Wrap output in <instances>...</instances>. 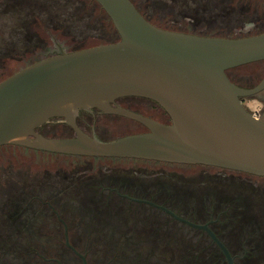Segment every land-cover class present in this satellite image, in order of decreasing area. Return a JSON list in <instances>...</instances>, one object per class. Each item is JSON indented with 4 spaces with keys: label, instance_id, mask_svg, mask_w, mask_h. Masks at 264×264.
Wrapping results in <instances>:
<instances>
[{
    "label": "water",
    "instance_id": "obj_1",
    "mask_svg": "<svg viewBox=\"0 0 264 264\" xmlns=\"http://www.w3.org/2000/svg\"><path fill=\"white\" fill-rule=\"evenodd\" d=\"M118 40L61 53L0 82V147L96 159L200 165L264 178V122L242 104L264 90L233 84L226 72L264 61V33L199 36L153 26L130 0H93ZM136 97L158 104L169 124L109 105ZM97 109L132 120L146 132L101 141L76 125L77 114ZM52 119L73 131L47 138L35 130ZM226 257L227 250L211 235ZM66 247L85 263L68 243Z\"/></svg>",
    "mask_w": 264,
    "mask_h": 264
},
{
    "label": "rangeland",
    "instance_id": "obj_2",
    "mask_svg": "<svg viewBox=\"0 0 264 264\" xmlns=\"http://www.w3.org/2000/svg\"><path fill=\"white\" fill-rule=\"evenodd\" d=\"M131 1L148 21L167 31L214 37H248L264 32V0ZM117 40L114 28L94 1L0 0V82L42 59ZM263 68L264 62L247 64L229 70L228 77L241 88L249 89L260 81ZM258 98H264V92L242 99L244 108L255 118L259 117L263 107ZM93 123L98 127L97 137L102 141L142 132L140 127L125 120L93 117ZM40 135L47 138L73 136L61 127L44 128ZM119 176L148 185L156 180L166 182L171 179L192 183L193 186L202 183L205 189L226 194L231 198L226 197L228 208L222 210L221 205L217 210L212 205L211 211L225 212V220H229L227 225L237 236L239 234L230 215L232 202L235 201L233 198L235 194H240L245 199L244 203L254 200L255 205L253 202L251 206L242 203L245 207L239 209L250 216V223L264 234L259 208L264 203L262 179L200 167L173 168L141 162L71 158L6 145L0 148V202L4 199L7 204L0 206V229L8 227L11 233L7 234L13 240L16 239V231H19L29 241L40 239L53 247L38 248L43 256L40 260L36 259L38 253L33 254L29 248L16 247L15 254L9 253L8 249H0V264H55L52 260L46 261L48 259L59 260L61 264H79L73 254L53 242L61 233L59 224L39 200L50 204L59 214L68 228L72 244L86 255L88 264H120L121 261L142 264L144 258L150 264L160 255L166 259L163 262L157 260L158 264H206L196 255L200 249H187L184 257L178 254L170 257V248H131L125 249L127 260L118 257L110 260L114 253L124 256L119 254L124 249L111 251L102 248L103 245L93 248L83 246L84 241L92 239L90 234L93 232L95 235L103 234L115 230L116 225L146 227L154 224L148 216L136 223V217L125 216L118 200L101 198L98 194L102 190L92 189L103 179ZM158 224L161 223L156 221L155 225ZM156 229L162 231L163 228ZM182 250L173 249L175 253ZM148 252H151L150 255H147ZM194 253L199 260H194Z\"/></svg>",
    "mask_w": 264,
    "mask_h": 264
},
{
    "label": "flooded vegetation",
    "instance_id": "obj_3",
    "mask_svg": "<svg viewBox=\"0 0 264 264\" xmlns=\"http://www.w3.org/2000/svg\"><path fill=\"white\" fill-rule=\"evenodd\" d=\"M136 9L138 11V8ZM144 19L147 20L145 17ZM148 22L152 24L150 21ZM153 26L157 27L156 25ZM263 62L264 61H260L257 63ZM262 71H264V68L262 69ZM226 75L228 77V71L226 72ZM263 77L264 74L262 78ZM262 78L260 79V81L262 80ZM228 79L236 86H239L234 83L229 77ZM263 92L264 90L260 93ZM109 106L113 109H123L135 113L161 124L170 123V119L165 111L158 104L147 99L136 97L118 98L115 99ZM93 117L118 119L123 121L125 120L132 124L136 123L121 116L104 114L97 109L79 112L77 114L75 122L79 130L84 134L95 137L101 141L102 139L97 137V135L99 134V130L95 123H93ZM256 119L264 122V105L259 113V117ZM58 121L59 119L51 120L50 123L47 124L66 126L62 123H59ZM66 127L73 134V131L68 126ZM139 127L142 129V132L140 133L146 132V129L143 126L139 125ZM111 161H127L131 163L141 162L147 165L173 168L200 167L234 172L249 178H258L264 180L263 177H257L245 173L200 165H180L129 159H115ZM96 184V187L93 186L92 189L94 191H96V189L102 190L98 194L101 198L107 200H118L119 204L123 207L122 211L124 212L125 216L136 217V223L141 222V219H143V217L148 216L150 222H154V224L147 225L146 227H141L138 225H134L132 227L130 225H116L114 226V228H116L115 230H109L103 234L98 233V235H95L94 232L91 233L90 237L92 239L90 240L88 238V241H84L82 243L83 246H91V248H93L97 246L101 247L103 245L102 248L109 249L111 251L116 249H124L122 253H119L123 254L124 256L120 257L117 253H114V255L109 258L110 260L117 259V257L125 258L127 260L128 257L126 256L127 254L125 249L148 247V250H150L151 248H170V257H173V255L176 254H178L180 257H184L187 254V249H200L201 251H199L198 254L194 253V260H199L195 257L196 254L206 264H227L226 257L220 249L219 245L211 238V235H213L215 239L227 250L232 260V264H264V234L262 231L260 232V228L255 227L252 222L250 223L251 217L246 216V213L243 214L242 211V209L246 205L251 206L252 202L253 205H255L254 200H250V202L247 204V202L244 203L245 199L243 200L240 194H235L236 196H234L233 198L237 203L235 201L232 202V214L230 215V217L233 219L232 224L239 234V236H237V234L233 232L232 228V230L229 229L230 226L227 225L229 220H225V218L227 217L225 215V212L217 213L211 211L212 205H215V209L217 208V210L220 209L221 205L222 210L224 208H228L229 203L226 202L228 201L226 197L229 199L231 198L225 196L226 194L205 189V184L200 183L193 186L191 185L192 183L188 184L171 179L166 180V182L156 180L155 182L148 185L120 176L115 179H103ZM222 194L223 196L221 197L220 195ZM32 200L33 198L31 199V201ZM122 202H124L125 204ZM39 203L41 204V206H45L47 207V210L51 211L52 219L54 218L55 222L59 224V231L61 233L58 236V239H55L56 241L53 242L57 243L58 246L61 245V247H64L65 250L73 254L65 245V239L67 236L69 245L75 251H77L76 247L71 242L69 231L65 222L60 218L59 214L54 210V208L50 206V204L41 203L40 200ZM226 203L228 204V206ZM242 203H244L245 206ZM1 205L7 206V204L4 203V199H2V203L0 202V206ZM9 206L11 207V205ZM239 208L242 209L240 210ZM259 208L261 210L264 222V203H262ZM235 211H237L238 213H235ZM156 221H159V223L161 224L155 225ZM240 221H243V223ZM156 228L163 229L162 231H158ZM7 233H11L8 227H4V229L2 230L0 229V249H8L9 253L15 254L16 247L33 249L52 246L50 243L44 244L40 239L29 241V239L21 235L19 231H16L15 240H13L12 237ZM47 244L50 245L47 246ZM173 249L183 250L182 252L180 251L179 253H175ZM1 253L3 254L6 252ZM78 253L85 258V263L88 264L86 255L80 252ZM150 253L151 252H148L147 255H150ZM73 256L78 259L79 264H83L80 258L75 256L74 254ZM41 259L43 258L41 257ZM146 259L147 258H144L141 263L148 264L146 262ZM165 259L166 258L163 255H160L159 258L154 261V263L158 264L157 260L158 262H163ZM50 260L54 261L55 264H61V262L56 259H48L46 261ZM130 263L132 262L130 261ZM130 263H127V261H121L120 264ZM154 263L152 262L150 264Z\"/></svg>",
    "mask_w": 264,
    "mask_h": 264
},
{
    "label": "trees",
    "instance_id": "obj_4",
    "mask_svg": "<svg viewBox=\"0 0 264 264\" xmlns=\"http://www.w3.org/2000/svg\"><path fill=\"white\" fill-rule=\"evenodd\" d=\"M91 1H93V0H91ZM132 2V1H131ZM134 6H135V4L134 3H132ZM137 8V7H136ZM98 9L99 10H101V8L98 6ZM102 11V10H101ZM139 11V10H138ZM102 13L104 14V12L102 11ZM139 13L143 16V18H144V15L139 11ZM105 15V14H104ZM106 16V15H105ZM106 20H107V22H109V23H111L110 22V20L107 18V16H106ZM209 37V36H208ZM228 38H239V37H228ZM114 41H112V43H113ZM38 62V61H37ZM34 63H36V62H34ZM32 65V64H31ZM30 66V65H29ZM257 95H259V94H257ZM256 95V96H257ZM258 100H259V102H261L263 105H264V98H258ZM52 120H55V119H52ZM135 125H137L138 127H139V125L138 124H136L135 123ZM48 127H53V128H62V129H64L65 131H67L68 130V128L66 127V126H63V125H48V124H44L43 126H41L40 128H37L35 131L38 133V134H40V132L44 129V128H48ZM6 146V145H5ZM18 147V146H17ZM1 148V147H0ZM19 148H22V147H19ZM48 154V153H47ZM51 155H55V154H51ZM57 156H60V155H57ZM65 157H71V158H84V157H73V156H65ZM86 159H96V158H86ZM108 160H115V159H108ZM118 160H128V159H118ZM77 250V249H76ZM30 251L34 254V252L35 253H38V255L39 256H37L36 257V259L37 260H40L41 259V256H42V252H39L38 251V248H30ZM78 251V250H77ZM79 252V251H78ZM39 257V258H38ZM43 257V256H42Z\"/></svg>",
    "mask_w": 264,
    "mask_h": 264
}]
</instances>
